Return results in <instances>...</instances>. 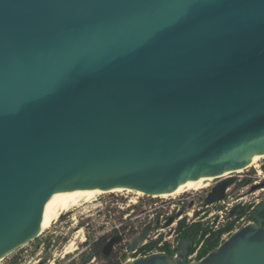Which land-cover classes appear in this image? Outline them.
<instances>
[{"label": "water", "instance_id": "95a60500", "mask_svg": "<svg viewBox=\"0 0 264 264\" xmlns=\"http://www.w3.org/2000/svg\"><path fill=\"white\" fill-rule=\"evenodd\" d=\"M261 155L264 0H0V261L85 198L215 177L222 200ZM262 212L198 261L183 238L122 264H264Z\"/></svg>", "mask_w": 264, "mask_h": 264}, {"label": "rangeland", "instance_id": "374dc122", "mask_svg": "<svg viewBox=\"0 0 264 264\" xmlns=\"http://www.w3.org/2000/svg\"><path fill=\"white\" fill-rule=\"evenodd\" d=\"M263 166L264 158L259 161L258 165L248 167L247 169L232 175L234 178V185L232 184L233 190L230 192L229 197L226 198V202L232 204V206H236L235 200L239 197H243L241 202L250 208V205L258 198L256 192L264 188V186H262L264 181L254 183V180H256L254 176L257 175L260 168L263 169ZM252 185L262 187L256 189L254 192H251ZM210 187L201 190L189 189L186 192L171 198L153 199L154 197L148 194L139 193L138 191L133 190H123L121 192H112L96 196L94 202L87 203L78 207L79 209L76 208L75 210L67 212L60 218L59 221L55 222L50 227H46V229L36 239L12 253L4 260L0 261V264H11L14 260H16L15 264H39L40 262L48 264L53 261L55 264H82L86 254L89 252V250H84L85 247L82 246V237L84 240L86 238L88 242L93 243L94 240L103 236L101 239H103L102 243H104L108 239L107 236L102 235L103 227L106 225L118 224V214L112 215L113 213H117L119 210L118 204L115 203L116 200H122L124 205L131 204L127 209V212L131 213V216L128 217L129 219L126 224L127 226L130 224L137 225L143 221L142 218L135 219V216L142 210V204L148 203L150 200L170 201L174 198H179V196L181 198H186L190 204L193 202L197 203L207 194ZM262 196H264V194H262ZM137 201L138 203L134 205ZM101 203L104 204V206H101ZM188 207L189 205H185L183 210L185 212L188 211ZM108 211H110V215ZM103 222H105L106 225H102ZM122 230L123 229H121V231ZM134 232L135 231L133 230L131 234L128 233L127 238L133 235ZM70 242H74L76 249H74L73 252L68 253L69 255H66V258L62 260L61 257ZM122 249L123 245L118 244L111 251L109 257L106 256L104 258L103 256L98 255V258L100 260L105 259L109 264L110 262L117 261L120 258Z\"/></svg>", "mask_w": 264, "mask_h": 264}, {"label": "built area", "instance_id": "2783aa9c", "mask_svg": "<svg viewBox=\"0 0 264 264\" xmlns=\"http://www.w3.org/2000/svg\"><path fill=\"white\" fill-rule=\"evenodd\" d=\"M254 177L256 178V180H254V183L264 181V169L260 168L257 172V175H255ZM233 185L225 190L226 195L222 200L209 204L204 202V198L206 195L201 198V201L197 203L193 202L191 204L186 198H181L180 196L179 198H174L170 201L150 200L148 203L142 204V210L135 216V219H143V221L137 225L130 224L127 226L126 224L127 220L129 219L128 217L131 216V213L127 212V209L131 204L124 205L122 200H116L115 203L118 204L119 210L117 211V213H113L112 215L118 214L119 222L118 224L113 225H106L105 222H103L102 225L106 226L102 229V235L107 236V239L117 234L122 236V240L118 243L119 245H123L122 254L118 259L121 264L127 260L145 256L154 252H166L165 250L161 249V247H163L165 244H168L169 249L173 253L172 255H176L182 240V238L180 237V233L177 230L179 222H184L185 227H188L189 225L196 222H201L204 224V226H209V228L217 230L227 222L232 221L234 223L233 228L230 231L222 234V242L239 228L254 222V219L251 215L255 213L256 206H258L261 202H264V196H262V194H264V188H262L256 192L258 198L250 205V208H248L246 215L240 217L237 216V214L232 211V209L234 207H237V209H239V207H243L245 205L243 202H241L243 197H239L235 200L236 206H232V204L226 202V198L229 197L230 192L233 190ZM158 198L160 197H154L153 199ZM137 203L138 201L135 202L134 205H136ZM185 205H189V210L186 212L183 210ZM101 206H104V204L101 203ZM108 213L110 215V211H108ZM170 219L172 220V222L169 225H166ZM148 223H151L152 226L146 239L143 242H140L135 249L129 250L128 247L130 242L132 241V238L135 236V234L139 233L141 229ZM121 229L123 230L121 231ZM131 229L135 232L133 235L127 238L128 233L131 234ZM102 237L103 236H100V238ZM150 243H154L155 246L151 249H145V246ZM118 244H116L114 248ZM200 246L201 244H193L194 251L187 255L188 261L194 262L199 260L198 252ZM84 250H89V252L88 254H86L82 264H108L105 259L100 260L98 258V255L93 252L92 248L87 247ZM66 255L69 254L64 253L61 259L64 260L66 258ZM48 264L55 263L53 261L52 263Z\"/></svg>", "mask_w": 264, "mask_h": 264}, {"label": "trees", "instance_id": "16d2710c", "mask_svg": "<svg viewBox=\"0 0 264 264\" xmlns=\"http://www.w3.org/2000/svg\"><path fill=\"white\" fill-rule=\"evenodd\" d=\"M264 169V166H263ZM249 206H243L234 207L232 211H234L237 216H243L246 215L248 211ZM264 216V214H262ZM253 216V214L251 215ZM234 223L232 221L227 222L225 225L219 227L217 230H213L212 228H209V226H204L201 222H196L188 227L184 226V222H179L177 226V230L180 233V237L183 238H189L193 240V244H201L199 252H198V259L204 257L207 253H209L211 250L216 248L221 243V236L225 232L230 231L233 228ZM103 240V239H102ZM155 246L154 243H150L145 246V249H151ZM162 250H165L167 253L172 255V251L169 249L168 244H165L163 247H161ZM194 251L193 245L189 247V253H192ZM93 252L97 255L106 257L102 253V246L93 248ZM111 254V253H110ZM110 256V255H109ZM108 256V257H109ZM16 260H14L11 264H15ZM109 264H121L119 260L110 262Z\"/></svg>", "mask_w": 264, "mask_h": 264}, {"label": "bare ground", "instance_id": "6f19581e", "mask_svg": "<svg viewBox=\"0 0 264 264\" xmlns=\"http://www.w3.org/2000/svg\"><path fill=\"white\" fill-rule=\"evenodd\" d=\"M264 158V155H261V156H258L256 158H253L251 159L249 162H247V164L237 170V171H233L231 172L230 174L231 175H234L236 173H239L245 169H247L248 167H252V166H256L259 164V161ZM226 176V175H224ZM215 177H207V178H199L197 180H194V181H190L186 184H183V185H180L176 188H173V189H170V190H166V191H163V192H159V193H154V194H148L152 197H160V198H171V197H175L183 192H186L187 190L189 189H192V190H201V189H206V188H209L210 186H212L213 184V181L215 180L214 179ZM123 190H128V189H122V190H119V191H115V192H121ZM132 191V190H130ZM139 193H143L141 191H138ZM96 199V196L94 197H89V198H85L83 199L82 201H80L79 203H77L76 205H74L73 207H71L70 209H68L67 211L55 216L54 218H52L51 220H49L48 222L44 223L43 225L40 226V230H39V233L38 235H40L45 229L46 227H50L52 224H54L55 222L59 221L60 218L65 215L67 212L71 211V210H75L76 208L82 206V205H85L87 203H92L94 202ZM79 209V208H78ZM76 235V234H75ZM81 236V235H80ZM81 241H84L83 237L81 239ZM75 248V245H74V242H70L69 246L66 247L64 253L65 254H68V253H71L74 251Z\"/></svg>", "mask_w": 264, "mask_h": 264}, {"label": "flooded vegetation", "instance_id": "af4514ba", "mask_svg": "<svg viewBox=\"0 0 264 264\" xmlns=\"http://www.w3.org/2000/svg\"><path fill=\"white\" fill-rule=\"evenodd\" d=\"M262 214H264V212L261 213V216L263 217ZM263 218H264V217H263ZM130 232L132 233L133 230L131 229ZM106 241H107V240H106ZM105 243H106V242L102 243V239H101V238L97 239V240L94 241L93 243L88 242V240L86 239V240H84V241L82 242V246H84L85 248H87V247H90V248H96V247H99V246L101 245L102 248H103V246H104ZM113 248H114V247H113ZM112 250H113V249H112Z\"/></svg>", "mask_w": 264, "mask_h": 264}]
</instances>
